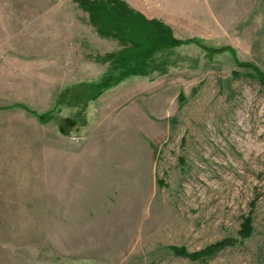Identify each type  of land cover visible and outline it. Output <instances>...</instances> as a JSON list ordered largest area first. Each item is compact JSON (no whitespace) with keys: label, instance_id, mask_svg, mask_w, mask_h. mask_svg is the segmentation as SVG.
I'll list each match as a JSON object with an SVG mask.
<instances>
[{"label":"rangeland","instance_id":"1","mask_svg":"<svg viewBox=\"0 0 264 264\" xmlns=\"http://www.w3.org/2000/svg\"><path fill=\"white\" fill-rule=\"evenodd\" d=\"M123 1L184 44L99 93L75 0H0V264H264V0Z\"/></svg>","mask_w":264,"mask_h":264},{"label":"trees","instance_id":"2","mask_svg":"<svg viewBox=\"0 0 264 264\" xmlns=\"http://www.w3.org/2000/svg\"><path fill=\"white\" fill-rule=\"evenodd\" d=\"M85 11L90 23L97 33L105 38L119 42L121 50L101 58L102 63H109L113 72L118 73L115 79L110 74L99 86V93L112 85L118 84L130 76H145L153 70L154 56L164 50H172L184 44L177 39L168 26L156 19H148L142 13L133 10L123 0H75ZM246 67V66H244ZM253 76L264 87V76L255 70ZM252 219L246 218L238 236L243 241L251 236ZM236 239L228 238L210 245L205 250L187 254L175 250L180 257L196 261H205L218 253L235 246Z\"/></svg>","mask_w":264,"mask_h":264}]
</instances>
